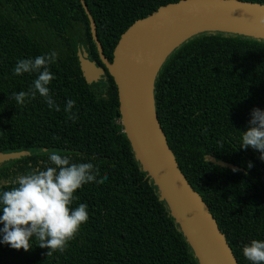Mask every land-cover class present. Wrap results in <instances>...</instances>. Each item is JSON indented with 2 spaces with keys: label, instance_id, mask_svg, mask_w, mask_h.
<instances>
[{
  "label": "trees",
  "instance_id": "16d2710c",
  "mask_svg": "<svg viewBox=\"0 0 264 264\" xmlns=\"http://www.w3.org/2000/svg\"><path fill=\"white\" fill-rule=\"evenodd\" d=\"M178 1L0 0V152L29 153L0 164V191L34 168L44 170L51 151L75 163L91 162L100 176H108L103 184L77 190L72 207L87 204L89 219L65 253L47 256L48 249L35 238L29 252L0 243V264H198L134 156L115 83L92 36L112 62L120 36L135 21ZM51 51L59 59L50 65L55 79L49 87L60 111L49 109L39 95L24 106L9 100L36 79V74L13 75L18 60ZM78 51L104 70L101 83L85 81ZM155 77L156 116L179 170L207 205L237 264H250L243 246L264 240V160L258 150L239 147L251 111L264 110V40L198 34L175 48ZM99 88L106 98L96 99ZM69 99L76 101L75 122L64 111ZM205 156L238 169L220 167Z\"/></svg>",
  "mask_w": 264,
  "mask_h": 264
},
{
  "label": "water",
  "instance_id": "95a60500",
  "mask_svg": "<svg viewBox=\"0 0 264 264\" xmlns=\"http://www.w3.org/2000/svg\"><path fill=\"white\" fill-rule=\"evenodd\" d=\"M264 4L239 0H180L135 21L119 38L112 62L93 39L108 75L115 83L121 124L136 160L167 205L198 264H237L207 205L179 170L159 125L153 98L155 76L166 58L184 41L204 32H225L264 40ZM93 28V23L91 22ZM192 31L155 65L151 52L171 33ZM80 72L88 84L102 79L104 70L77 52ZM27 151L0 152V164L27 156ZM205 160L235 171L236 166L205 156Z\"/></svg>",
  "mask_w": 264,
  "mask_h": 264
},
{
  "label": "clouds",
  "instance_id": "9594fccd",
  "mask_svg": "<svg viewBox=\"0 0 264 264\" xmlns=\"http://www.w3.org/2000/svg\"><path fill=\"white\" fill-rule=\"evenodd\" d=\"M258 22L264 24V16ZM58 59V53L51 51L34 59L18 60L13 75L36 74V79L28 91L12 92L9 100L24 106L39 95L49 109L60 111L49 87L55 79L50 65ZM94 91L97 92V100L106 98L105 89ZM75 104L76 101L69 99L64 108L68 119L73 122L78 119L72 111ZM248 123L249 127L243 132L239 148L258 150L261 153L260 159L264 160V110L254 108ZM248 167H253L251 162ZM107 179V174L100 176L99 167L91 162L75 163L71 156L49 152L44 170L34 168L15 178L12 182L14 187L0 191V224L3 225L0 228V243L29 252L35 238L40 248L48 249L47 256L65 253L70 242L89 219L87 204L80 203L72 207L74 201L79 199L76 196L77 190L88 183L103 184ZM242 253L250 264H264V240H251L243 246Z\"/></svg>",
  "mask_w": 264,
  "mask_h": 264
},
{
  "label": "bare ground",
  "instance_id": "6f19581e",
  "mask_svg": "<svg viewBox=\"0 0 264 264\" xmlns=\"http://www.w3.org/2000/svg\"><path fill=\"white\" fill-rule=\"evenodd\" d=\"M192 31L189 30H182L176 33H171L162 40L159 41L158 47L151 52V63L155 65L158 63L164 56V54L171 49L177 42H179L184 37L191 34Z\"/></svg>",
  "mask_w": 264,
  "mask_h": 264
},
{
  "label": "rangeland",
  "instance_id": "374dc122",
  "mask_svg": "<svg viewBox=\"0 0 264 264\" xmlns=\"http://www.w3.org/2000/svg\"><path fill=\"white\" fill-rule=\"evenodd\" d=\"M99 83H101V80H99L98 82H96V83H94V84H99Z\"/></svg>",
  "mask_w": 264,
  "mask_h": 264
}]
</instances>
